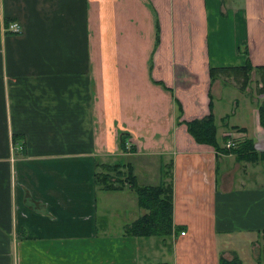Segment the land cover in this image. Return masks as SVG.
I'll use <instances>...</instances> for the list:
<instances>
[{"label": "crops", "instance_id": "obj_1", "mask_svg": "<svg viewBox=\"0 0 264 264\" xmlns=\"http://www.w3.org/2000/svg\"><path fill=\"white\" fill-rule=\"evenodd\" d=\"M261 77L264 0H0V264H245L224 244L264 233V162L188 125L264 151ZM101 164L171 182L174 232L127 234L147 211Z\"/></svg>", "mask_w": 264, "mask_h": 264}, {"label": "trees", "instance_id": "obj_2", "mask_svg": "<svg viewBox=\"0 0 264 264\" xmlns=\"http://www.w3.org/2000/svg\"><path fill=\"white\" fill-rule=\"evenodd\" d=\"M251 69L252 68L248 66L245 69H242L245 73L246 80L248 79L247 75ZM261 83L262 86L259 91L264 93V77H261ZM257 110L259 124L263 128L264 132V98H262L259 102ZM188 129L197 142L212 146L217 152L233 153L236 155L238 161L251 163L264 162V151H258L255 148V144L252 139H243L238 141L237 146L234 148H226L225 146L222 147L217 140V126L212 112L204 118L194 119L189 122ZM124 148H129L127 142L124 143ZM98 167H103L104 169L103 173L96 172V182L101 189L107 191L119 190L123 189L125 185H130L137 195L139 206L147 211L144 215L126 225L125 232L127 234L135 237H166L174 232L173 185L171 182L157 186H143L138 183L131 165L126 166L128 168L126 175L121 170V167L124 166L120 164H102ZM112 172L118 173L121 177L118 178L113 176L111 174ZM219 264L242 263L238 257L227 259L221 256Z\"/></svg>", "mask_w": 264, "mask_h": 264}, {"label": "rangeland", "instance_id": "obj_3", "mask_svg": "<svg viewBox=\"0 0 264 264\" xmlns=\"http://www.w3.org/2000/svg\"><path fill=\"white\" fill-rule=\"evenodd\" d=\"M102 165V164H101ZM114 165V164H107ZM103 167L98 168V172L103 173ZM121 170L127 174L128 170L124 167H121ZM113 176L120 178L121 176L118 173H111ZM159 183L153 182L151 184ZM127 205H135L134 200L130 201L127 199ZM111 216V213L108 215ZM232 235L227 238V244H224L227 247V256H241L245 260V264H255L258 261L260 264H264V233H260L256 235H247V236H239ZM256 236V237H255ZM222 245V243H221ZM226 258V257H225ZM242 263V261H241Z\"/></svg>", "mask_w": 264, "mask_h": 264}, {"label": "built area", "instance_id": "obj_4", "mask_svg": "<svg viewBox=\"0 0 264 264\" xmlns=\"http://www.w3.org/2000/svg\"><path fill=\"white\" fill-rule=\"evenodd\" d=\"M8 30L14 33H19L21 31V25L18 22H13L9 25ZM237 146V141L228 140L225 144L226 148H234ZM186 232H182V235H185Z\"/></svg>", "mask_w": 264, "mask_h": 264}]
</instances>
